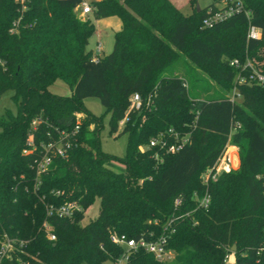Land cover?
Wrapping results in <instances>:
<instances>
[{"label": "trees", "instance_id": "16d2710c", "mask_svg": "<svg viewBox=\"0 0 264 264\" xmlns=\"http://www.w3.org/2000/svg\"><path fill=\"white\" fill-rule=\"evenodd\" d=\"M83 2L32 0L23 11L14 0H0V98L12 91L18 106L16 115L0 117V236L16 241L2 264L116 263L124 249L112 235L160 234L180 196L193 209V194L205 190L202 174L229 141L240 150V169L211 184L210 208L196 212L195 225L177 224L169 244L174 259L160 263L139 250L126 264H224L234 245L237 264H257L264 244V86H239L242 99L235 104L227 95L236 87L230 61L248 57L264 73V0H245L250 19L239 15L212 29L202 28L197 0H191L190 14L171 0L91 2L95 20L121 22L113 52L97 60L88 50L96 26L75 13ZM250 24L262 30L260 40L248 39ZM181 54L225 93L201 88ZM58 81L72 95L52 93ZM134 94L143 99L139 111L131 109ZM89 98L100 100L110 115L111 136L125 121V157L103 152L104 118L85 107ZM77 125L78 146L38 175L41 145ZM171 128L188 134L190 144L175 154L143 149ZM30 134L36 151L28 145ZM115 161L123 172L110 167ZM98 200L99 215L83 225ZM70 202L82 211L71 218L48 215L50 206Z\"/></svg>", "mask_w": 264, "mask_h": 264}, {"label": "built area", "instance_id": "2783aa9c", "mask_svg": "<svg viewBox=\"0 0 264 264\" xmlns=\"http://www.w3.org/2000/svg\"><path fill=\"white\" fill-rule=\"evenodd\" d=\"M23 11L28 10L32 0H14ZM82 16H89L93 13L90 3L84 1L81 6L77 8ZM204 17L202 20L203 29H212L215 26L224 23L236 16L245 15L248 19L251 18L252 12L246 8L245 0H212L204 9ZM247 37L249 40H260L262 37V30L250 24L248 28ZM100 44L98 48L100 49ZM230 66L237 70L235 78L236 87L233 92L227 95V98L232 103H239L242 99L238 91L239 86L243 85H259L264 86V73L256 65L254 60L246 58L245 60L234 59L230 61ZM187 86V85H186ZM143 106V99L139 94H134L131 97V109L141 110ZM125 121L121 124L124 125ZM36 126V123H34ZM236 128H240L239 123L235 124ZM235 129V128H234ZM34 130H36L34 128ZM80 128L77 125L70 133L65 131L59 132L58 138H52L47 144H42L40 149L42 153V160L37 165V174L45 173L52 165L55 158L66 159L71 151L77 146V133ZM190 144V136L188 134H181L175 129L171 128L165 133L151 139L147 148L160 149L166 154H175L181 151L186 145ZM28 145L33 151L38 150L34 141V134H30L28 138ZM27 153V152H25ZM158 159V155H157ZM241 166L240 150L238 146L232 144L230 141L226 144L220 156L215 163L207 168L201 176L202 185L205 190L203 192H195L192 199L195 207L192 209L188 206L186 198L180 196L175 199L173 206V214L164 223L162 232L158 235L151 233L149 239L144 237L140 239L130 238L127 235H112V241L116 245L124 249V253L117 260L115 264H126L129 260L131 252L143 250L152 256L160 263L171 262L175 257V252L169 247L172 237L176 233V226L179 222L190 221L192 224L197 223L196 212L203 210L207 211L212 202L210 194V186L215 183L223 174H230L238 171ZM49 216H57L60 218H71L76 212H81L82 208L78 203L70 202L59 207L50 206L47 208ZM47 236L51 241L56 240V236L51 232L48 224L44 225ZM16 241L11 239L8 235L0 236V264L5 259L11 257L15 249ZM264 254V244L259 248L257 256V264H264L262 262V255ZM224 264H237V259L234 254L229 255Z\"/></svg>", "mask_w": 264, "mask_h": 264}, {"label": "rangeland", "instance_id": "374dc122", "mask_svg": "<svg viewBox=\"0 0 264 264\" xmlns=\"http://www.w3.org/2000/svg\"><path fill=\"white\" fill-rule=\"evenodd\" d=\"M91 4L96 0H84ZM172 3L179 8L184 14H190L193 11L194 6L191 4V0H171ZM212 0H197V7L200 9H204L207 5H209ZM75 13L81 18H90L93 23L96 25V32L89 40L88 50L93 52L95 57L104 58L113 52L114 44H115V34L120 30L119 19L113 17L112 19H102L98 23L94 19L93 15L82 16L80 12ZM100 43V49L98 48ZM181 57L186 60V62L190 65L191 71L196 74V78H198L197 84H200V87L203 89H207V84L211 86L212 91H220L221 93H225L221 87L214 82L203 70L191 64L185 57L184 54H181ZM180 64L174 66V70H178ZM187 87H188V83ZM191 94L193 96L195 92V85H190ZM200 88V89H201ZM50 91L57 95L70 96L72 95V90L63 82L58 81L52 87H50ZM228 94V93H227ZM14 92L9 91L5 93L0 98V117L5 115L7 112H10L13 115L18 113V106L13 100ZM85 107L90 110L94 115L103 117V129L100 131V140L101 147L104 153L123 158L126 155L127 145H128V135L122 134L123 124L119 125L118 133L114 135L109 134V119L110 115L106 114V109L101 104L100 100L96 98H89L84 101ZM80 119H83L84 116H79ZM94 126L91 125V128ZM1 132V129H0ZM148 146H143V149H146ZM110 167L114 169L116 172H123L125 170V166L117 161L113 162ZM100 210V201H96L94 205H92L87 211L85 220L83 221V225L89 223L90 220L95 219L99 215ZM232 252V251H231ZM233 254V253H232ZM106 264H115L113 262H108Z\"/></svg>", "mask_w": 264, "mask_h": 264}, {"label": "crops", "instance_id": "0c3cea01", "mask_svg": "<svg viewBox=\"0 0 264 264\" xmlns=\"http://www.w3.org/2000/svg\"><path fill=\"white\" fill-rule=\"evenodd\" d=\"M96 1H101V0H96ZM76 12H79V10H75ZM113 18V17H112ZM112 18H110V19H112ZM106 19H108V18H106ZM99 21H101V20H96V22L98 23ZM117 25H119V28L121 29V22L119 21V23H117ZM96 26V25H95ZM120 31V30H119ZM100 44V43H99ZM95 57V56H94ZM95 59L97 60L98 58L97 57H95Z\"/></svg>", "mask_w": 264, "mask_h": 264}, {"label": "water", "instance_id": "95a60500", "mask_svg": "<svg viewBox=\"0 0 264 264\" xmlns=\"http://www.w3.org/2000/svg\"><path fill=\"white\" fill-rule=\"evenodd\" d=\"M198 11H200V7L198 6ZM232 253L235 255V253L237 252V246L234 245L231 249Z\"/></svg>", "mask_w": 264, "mask_h": 264}]
</instances>
